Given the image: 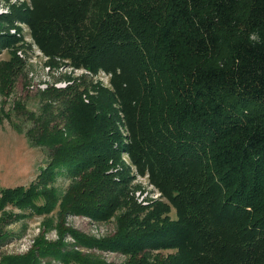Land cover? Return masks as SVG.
Returning <instances> with one entry per match:
<instances>
[{"label":"trees","instance_id":"1","mask_svg":"<svg viewBox=\"0 0 264 264\" xmlns=\"http://www.w3.org/2000/svg\"><path fill=\"white\" fill-rule=\"evenodd\" d=\"M27 5L17 13L48 55L94 73L104 70L112 74L113 87L106 90V102L86 104L87 90L70 86L79 102L71 103L73 109L93 115V125L80 120L75 126L85 139L54 148L39 179L27 188L1 189L3 201L36 213L55 207L57 200L47 191L39 200L38 184L53 181L62 165L74 175L82 167L100 168L91 157L96 150L114 151L109 134L117 128L113 111L119 104L134 139L131 152L140 167L151 170L176 218L163 203L154 206L152 217H141L144 207L136 204L127 214L133 229L95 238L61 228L77 244L46 242L37 252L0 264H38L37 256L62 264H112L82 256L76 246L131 253L126 264H264V0H31ZM97 180L72 184L66 212L114 216L120 199L107 183L96 189ZM148 248L178 253L170 262L150 261L148 254H138Z\"/></svg>","mask_w":264,"mask_h":264},{"label":"rangeland","instance_id":"2","mask_svg":"<svg viewBox=\"0 0 264 264\" xmlns=\"http://www.w3.org/2000/svg\"><path fill=\"white\" fill-rule=\"evenodd\" d=\"M28 1L0 0V263L3 259L37 252L46 242L63 240L77 244L61 228H74L95 238L113 235L124 227L131 228L127 226L130 224L127 214L136 204L144 207L141 217H152L154 206L163 203L169 206L168 216L176 218V210L170 205V200L153 182L151 170L140 167L137 155L131 152L134 139L120 114L119 104L115 107L117 111H113L115 120H119L117 128L109 134L113 137L114 151L109 154L110 148L102 152L96 150L91 157L92 162L99 161L100 168L94 165L91 168L96 171H91L82 167L76 176L62 165L55 171L53 181L38 184L41 189L39 200L51 196L57 200L55 207L46 213H36L30 209L25 211L8 200L3 201L1 189L27 188L39 179L51 161L52 153L56 154L54 148L62 146V142L65 145L85 139L75 126L80 120L81 125H93V115L73 109L71 103L79 102L70 86L80 85L81 90H87L82 94L86 104L97 100L106 102V90L113 87L112 74L79 68L68 59L50 56L44 51L35 40L29 24L17 13L19 9L28 8ZM93 86H99L103 91H94ZM100 115L103 117V112ZM105 126L104 123L102 129ZM61 134L63 140H59ZM54 140H58L57 143ZM89 179H98L96 189H102L101 183L109 184V188H113L112 194L119 197L120 203L116 204L118 209L113 217L94 219L70 210L66 212V197L72 184H82ZM46 191L49 195L44 197L43 192ZM101 191L104 194L105 191ZM75 248L82 256H98L112 264H126L131 259V253ZM177 253L176 248H148L138 254H148L150 261L156 258L170 262ZM36 259L38 264H62L52 256H37Z\"/></svg>","mask_w":264,"mask_h":264},{"label":"built area","instance_id":"3","mask_svg":"<svg viewBox=\"0 0 264 264\" xmlns=\"http://www.w3.org/2000/svg\"><path fill=\"white\" fill-rule=\"evenodd\" d=\"M28 4L31 5V0L28 1Z\"/></svg>","mask_w":264,"mask_h":264}]
</instances>
